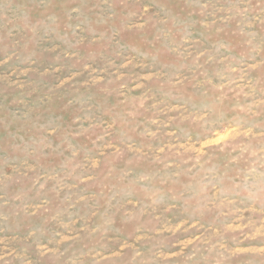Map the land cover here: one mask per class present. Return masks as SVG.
Here are the masks:
<instances>
[{
	"label": "rangeland",
	"instance_id": "1",
	"mask_svg": "<svg viewBox=\"0 0 264 264\" xmlns=\"http://www.w3.org/2000/svg\"><path fill=\"white\" fill-rule=\"evenodd\" d=\"M0 264H264V0H0Z\"/></svg>",
	"mask_w": 264,
	"mask_h": 264
}]
</instances>
